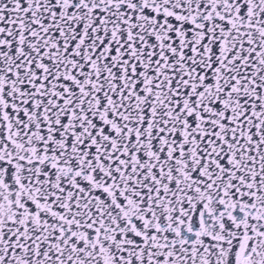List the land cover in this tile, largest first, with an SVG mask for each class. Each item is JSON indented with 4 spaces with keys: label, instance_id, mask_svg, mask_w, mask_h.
<instances>
[{
    "label": "water",
    "instance_id": "obj_1",
    "mask_svg": "<svg viewBox=\"0 0 264 264\" xmlns=\"http://www.w3.org/2000/svg\"><path fill=\"white\" fill-rule=\"evenodd\" d=\"M0 264H264V0H0Z\"/></svg>",
    "mask_w": 264,
    "mask_h": 264
}]
</instances>
